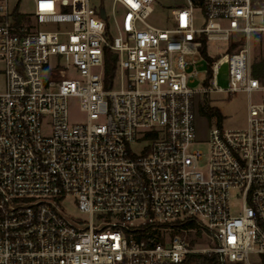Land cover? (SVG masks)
Returning <instances> with one entry per match:
<instances>
[{"label":"built area","instance_id":"obj_1","mask_svg":"<svg viewBox=\"0 0 264 264\" xmlns=\"http://www.w3.org/2000/svg\"><path fill=\"white\" fill-rule=\"evenodd\" d=\"M154 3L0 0V264H264V0H186L168 26ZM235 92L259 96L245 127L200 137Z\"/></svg>","mask_w":264,"mask_h":264},{"label":"rangeland","instance_id":"obj_2","mask_svg":"<svg viewBox=\"0 0 264 264\" xmlns=\"http://www.w3.org/2000/svg\"><path fill=\"white\" fill-rule=\"evenodd\" d=\"M104 3L107 4V0H104ZM25 8L28 11L33 9V4L29 1L25 2ZM186 5V0H155L154 11L149 17V22L159 25V26H168L172 23L171 9L175 7H182ZM202 17H199L196 21V25L200 26L202 24ZM222 45V44H221ZM223 49H217L215 43H211L208 46V52L210 54H216L221 52ZM3 64L0 61V92L4 89L5 78L3 74ZM197 68L201 72V76L205 71V63L200 60L197 63ZM73 76L72 72H66L64 74L65 78H70ZM217 84L221 87H226L229 83L228 79V66L226 64L222 65L219 69V72L216 76ZM193 87H199V83L196 82L192 84ZM113 88H118L117 80L114 81L112 86ZM259 98L258 93L252 92L250 96L243 92L235 93H210L207 95V102L204 104L207 108L219 113L221 119H217V116L208 118L205 115L198 114L196 119L197 130L199 136L206 138L208 136V131L213 126H220L223 128H242L246 125V115H247V101L251 99L252 101H257ZM199 103H202L200 100ZM202 106V104H201ZM68 117L71 122H80L85 120L84 113L79 109L78 99L74 96L68 98ZM203 150L206 149V143L200 145ZM232 207L231 211H235L238 205L236 198L233 196L231 199ZM62 208L64 212L70 214L71 216L78 214V209L75 201L72 198H66L62 202ZM80 215V214H79Z\"/></svg>","mask_w":264,"mask_h":264},{"label":"trees","instance_id":"obj_3","mask_svg":"<svg viewBox=\"0 0 264 264\" xmlns=\"http://www.w3.org/2000/svg\"><path fill=\"white\" fill-rule=\"evenodd\" d=\"M194 1H201V0H194ZM105 72L107 75H111L114 72L115 68V55L111 54L108 50L105 51ZM200 114L207 116L208 118L217 116V119H221V115L210 108H207L205 105L200 106L199 109ZM201 264H215V259L205 260L202 259Z\"/></svg>","mask_w":264,"mask_h":264},{"label":"water","instance_id":"obj_4","mask_svg":"<svg viewBox=\"0 0 264 264\" xmlns=\"http://www.w3.org/2000/svg\"><path fill=\"white\" fill-rule=\"evenodd\" d=\"M101 16L102 17H105V14H104V10L103 9H101Z\"/></svg>","mask_w":264,"mask_h":264}]
</instances>
